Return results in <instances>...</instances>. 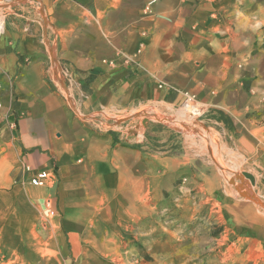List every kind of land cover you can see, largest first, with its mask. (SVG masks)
<instances>
[{
    "label": "crops",
    "instance_id": "1",
    "mask_svg": "<svg viewBox=\"0 0 264 264\" xmlns=\"http://www.w3.org/2000/svg\"><path fill=\"white\" fill-rule=\"evenodd\" d=\"M0 2L11 3L1 12L0 140L11 138L21 179L54 176L46 209L69 224L87 216L77 210L91 223L107 210L155 256L158 214L173 200L202 208L210 193L225 225L214 264H264L263 208L224 186L199 148L158 151L125 138L118 121L143 107L172 115L183 92L194 95L197 122L264 202V0Z\"/></svg>",
    "mask_w": 264,
    "mask_h": 264
},
{
    "label": "rangeland",
    "instance_id": "2",
    "mask_svg": "<svg viewBox=\"0 0 264 264\" xmlns=\"http://www.w3.org/2000/svg\"><path fill=\"white\" fill-rule=\"evenodd\" d=\"M10 4L0 2L1 20L3 7ZM184 107L181 104L172 115L143 107L120 117L118 121L123 122L120 130L125 138L136 136L158 151L165 147L175 151L184 146L199 148L205 168L218 170L224 186H233L229 179L241 172L229 168L216 150V138L197 122L200 116H184ZM179 114L184 122L175 121ZM18 166L11 138L0 140V264H214L216 261L220 245L214 237L225 225L214 212L210 193H205L202 208H183L173 200L167 212L158 214L157 254L149 256L144 255L148 244L134 240L133 225L118 224L107 215V210L92 223L87 211L77 210L87 216L79 218L81 223L69 224L67 212L63 215L52 205L46 209L44 190L48 185L34 186L21 179L22 172H13ZM242 180L244 188L247 186L252 193L246 199L264 209V202L254 194L249 180L245 177ZM54 181L55 178L50 186ZM87 220L89 223H85ZM74 233L79 235L76 240L72 239Z\"/></svg>",
    "mask_w": 264,
    "mask_h": 264
},
{
    "label": "built area",
    "instance_id": "3",
    "mask_svg": "<svg viewBox=\"0 0 264 264\" xmlns=\"http://www.w3.org/2000/svg\"><path fill=\"white\" fill-rule=\"evenodd\" d=\"M2 24H3V20L0 19V27L2 26ZM182 95H183L182 105L188 107L190 106L194 115L199 116L203 113L202 109L198 107L197 104L195 103L194 95L189 94L187 92H183ZM53 178L54 176L52 175V173L50 171H46V172H42L41 174H36L32 176L30 178V183L34 186H40L42 184L50 185L51 183H53Z\"/></svg>",
    "mask_w": 264,
    "mask_h": 264
},
{
    "label": "water",
    "instance_id": "4",
    "mask_svg": "<svg viewBox=\"0 0 264 264\" xmlns=\"http://www.w3.org/2000/svg\"><path fill=\"white\" fill-rule=\"evenodd\" d=\"M242 177L247 178L252 186L255 184L254 176L248 172H242L241 174H235V178H230L229 182H231L234 185L235 191L238 195L246 198V197H248L247 193L241 191V189L244 188ZM236 180H239L241 183L236 185L235 184ZM252 198H254V197L252 196ZM256 202L258 204H260L261 206H263L262 203L258 202L257 200H256Z\"/></svg>",
    "mask_w": 264,
    "mask_h": 264
},
{
    "label": "bare ground",
    "instance_id": "5",
    "mask_svg": "<svg viewBox=\"0 0 264 264\" xmlns=\"http://www.w3.org/2000/svg\"><path fill=\"white\" fill-rule=\"evenodd\" d=\"M182 114L184 116H187L188 114L189 115L192 114V110H191L190 106L189 107L188 106L184 107V110L182 111Z\"/></svg>",
    "mask_w": 264,
    "mask_h": 264
}]
</instances>
